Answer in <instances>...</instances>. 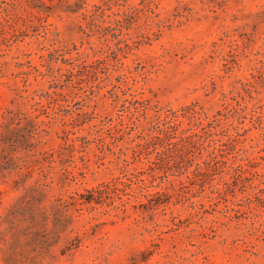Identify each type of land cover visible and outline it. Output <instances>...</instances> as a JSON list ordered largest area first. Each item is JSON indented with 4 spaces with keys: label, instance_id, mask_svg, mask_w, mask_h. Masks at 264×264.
Masks as SVG:
<instances>
[{
    "label": "rangeland",
    "instance_id": "rangeland-1",
    "mask_svg": "<svg viewBox=\"0 0 264 264\" xmlns=\"http://www.w3.org/2000/svg\"><path fill=\"white\" fill-rule=\"evenodd\" d=\"M0 264H264V0H0Z\"/></svg>",
    "mask_w": 264,
    "mask_h": 264
},
{
    "label": "trees",
    "instance_id": "trees-1",
    "mask_svg": "<svg viewBox=\"0 0 264 264\" xmlns=\"http://www.w3.org/2000/svg\"><path fill=\"white\" fill-rule=\"evenodd\" d=\"M173 127L172 126H166L164 130V134L161 137H157L158 141L161 143H165L166 141L169 142V144L174 145L180 153H182V147L180 146H185L187 147L188 150H190L191 146V140H193L194 135H173L172 134ZM181 143H184V145H181Z\"/></svg>",
    "mask_w": 264,
    "mask_h": 264
}]
</instances>
